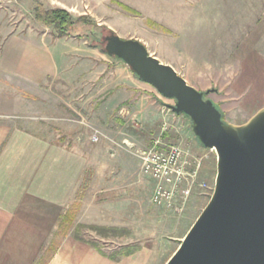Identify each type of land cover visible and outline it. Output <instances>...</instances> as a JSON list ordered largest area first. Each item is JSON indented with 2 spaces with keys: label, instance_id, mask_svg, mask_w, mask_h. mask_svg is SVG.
<instances>
[{
  "label": "rangeland",
  "instance_id": "1",
  "mask_svg": "<svg viewBox=\"0 0 264 264\" xmlns=\"http://www.w3.org/2000/svg\"><path fill=\"white\" fill-rule=\"evenodd\" d=\"M38 2L47 8H66L74 17L90 15L96 23L122 37L141 40L152 54L174 66L190 84L204 92L210 90L207 97L212 100L232 94L234 82L251 84L253 78L264 94V3L247 0L231 3L208 0H0V84L13 96L24 95L6 99V92L0 89V107H13V101L22 100L34 111L30 116L48 119L46 131L60 134L62 142L74 145L94 159L89 167L94 172L92 186L87 182L82 193L83 201L96 205L90 206L93 215L79 217L78 206L76 215L73 213L71 217L80 222L65 227L112 251L119 244L128 242L126 237L133 233L132 227L121 226L122 230L116 234L109 228L118 226L91 221H116L111 215L117 216L119 208V212L124 210L125 223H132V210L137 207L138 225L133 226L135 236L130 238L135 242L128 245L140 246L143 241H149L157 255L153 263H157V259L162 263L179 246V238L189 230L210 199L217 170L216 152L195 136L187 115L167 107L166 104L174 103L175 99L164 96L155 86L154 104L133 97L123 101L133 89L127 84L118 85L126 80V75L116 68L123 61L109 56L95 46L96 43L91 46L90 39L85 37L58 36L56 28L36 19L34 10ZM230 13L231 17L221 16ZM215 21L223 22L224 26L217 27ZM229 24L232 27L229 28ZM104 34H100L103 39ZM102 46L105 47V41ZM134 75L137 74L134 72ZM6 79L13 82L11 88L4 83ZM223 116L226 121L239 118L241 113H223ZM96 130L103 133L99 142L91 140ZM161 135L166 142L180 144L202 157L199 181L210 186L195 191L205 198L203 202L198 199L196 203L188 204L186 213L182 214L186 219L180 224L165 222L173 214L152 204L154 181L141 172V162L136 155L137 150L150 147ZM97 170L114 174V178H107L108 185L123 188L119 192L115 189L113 193L96 192L98 188H106L107 184L100 179ZM95 226L99 228L95 229ZM59 239L56 233L53 241L47 244L41 264Z\"/></svg>",
  "mask_w": 264,
  "mask_h": 264
},
{
  "label": "crops",
  "instance_id": "2",
  "mask_svg": "<svg viewBox=\"0 0 264 264\" xmlns=\"http://www.w3.org/2000/svg\"><path fill=\"white\" fill-rule=\"evenodd\" d=\"M208 1L231 3L246 0ZM247 1L264 3V0ZM230 8L232 6H229ZM216 16L212 15V17ZM221 16L231 17L232 14ZM221 16H219L220 19ZM215 22L217 27L224 26L223 22ZM228 27L232 25L229 24ZM116 68L126 75V80L122 81L123 83L118 81V85L127 84L133 88L130 89L128 98L123 101L133 97V99H146L152 104L155 103L157 93L154 85L134 75L125 62L118 63ZM251 80V84H239L236 81L230 91L232 94L223 95L220 100L213 98L225 115L241 113L239 118H228L227 122H245L264 106V94L259 91L256 80L254 78ZM4 83H8L11 88L13 82L6 79ZM2 87L0 84V89H3ZM2 92H6V99L24 96L23 94L18 97L13 96V93L4 89ZM9 102L11 103V100ZM13 104V107H0V264H41L47 244L53 241L56 233L60 239L42 264H152L157 255L149 241H143L133 253L121 255L118 258L108 255L115 249L135 242L130 238L135 236L133 226L138 225L139 209L137 207H133L132 210V223H125L124 210L119 212V208L117 216L111 215L116 217V221L111 219L91 221L102 225L132 227L133 233L126 237L128 242L119 244L112 251L102 248L108 254H104L89 240L78 238L70 228L65 227L66 225L71 227L80 222L77 218L73 220L71 217L78 206L81 211L79 217L93 215L90 212L92 210L90 206L96 205L83 201L82 193L87 182L88 186H92L91 177L94 172L89 167L94 159L87 152L75 148L74 145L62 142L60 134L46 131L45 122L48 119L44 116H30L34 111L30 109L29 104L25 105L22 100L13 101ZM96 172L100 179H104L107 183L106 188H98L96 192L113 193L115 189L119 192L123 188L121 185L116 187L108 185L107 178H114V174L110 175L103 170ZM204 198L200 193L194 192L189 205L196 203L198 199L203 202ZM77 202H80L79 205ZM185 219L182 214H173L167 217L165 222L175 221L180 224L181 220ZM186 233L176 238L182 240ZM174 252L172 251V254ZM172 254L162 263L160 259H157L155 264H165Z\"/></svg>",
  "mask_w": 264,
  "mask_h": 264
},
{
  "label": "water",
  "instance_id": "3",
  "mask_svg": "<svg viewBox=\"0 0 264 264\" xmlns=\"http://www.w3.org/2000/svg\"><path fill=\"white\" fill-rule=\"evenodd\" d=\"M105 50L174 98L167 107L188 115L195 136L216 152L210 199L165 264H264V106L245 122H227L203 90L141 40L113 33Z\"/></svg>",
  "mask_w": 264,
  "mask_h": 264
},
{
  "label": "built area",
  "instance_id": "4",
  "mask_svg": "<svg viewBox=\"0 0 264 264\" xmlns=\"http://www.w3.org/2000/svg\"><path fill=\"white\" fill-rule=\"evenodd\" d=\"M102 134L96 130L91 140L99 142ZM136 155L141 162V172L154 181L152 204L171 214H183L196 190L210 188L204 181H199L202 157L180 144L166 142L162 135L150 147L137 150Z\"/></svg>",
  "mask_w": 264,
  "mask_h": 264
},
{
  "label": "trees",
  "instance_id": "5",
  "mask_svg": "<svg viewBox=\"0 0 264 264\" xmlns=\"http://www.w3.org/2000/svg\"><path fill=\"white\" fill-rule=\"evenodd\" d=\"M34 11H35L36 19L47 26H53L54 28H56L58 36L61 37L65 35L68 36L76 35L77 37H85L87 39H90L89 44L91 46H94V44L96 43L95 46L102 48L107 53L105 47L102 46V43L105 41L107 35L113 34L114 32L109 30L105 25H100L96 23L95 20H93L90 15H80L78 17H74L72 13L66 8L63 7L47 8L42 2L37 3ZM103 31H105V34L103 33ZM100 34H104L103 35L104 39L100 37ZM98 42L100 43V45ZM109 56L119 61H123L122 59L114 55H109ZM209 91L210 90L205 91V97H207V93ZM222 117L224 120V116ZM95 227H94L95 229L99 228L98 226ZM109 229L115 231L114 233L116 234L120 230H122L119 227H111ZM76 236L78 238H81L77 234ZM91 242L104 254H108L107 252L102 250L100 245H98L93 241ZM139 247H140L139 245H124L120 249H117L116 251H113L108 255L112 258H118L121 255H127L133 253Z\"/></svg>",
  "mask_w": 264,
  "mask_h": 264
}]
</instances>
